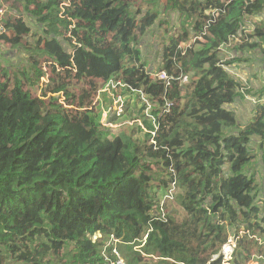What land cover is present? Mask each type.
Segmentation results:
<instances>
[{"label": "trees", "instance_id": "1", "mask_svg": "<svg viewBox=\"0 0 264 264\" xmlns=\"http://www.w3.org/2000/svg\"><path fill=\"white\" fill-rule=\"evenodd\" d=\"M159 1L0 0V44L35 40L27 70L0 66V264H223L232 239L229 264H264V96L244 125L229 108L241 57L264 61V0H167L155 72Z\"/></svg>", "mask_w": 264, "mask_h": 264}, {"label": "rangeland", "instance_id": "2", "mask_svg": "<svg viewBox=\"0 0 264 264\" xmlns=\"http://www.w3.org/2000/svg\"><path fill=\"white\" fill-rule=\"evenodd\" d=\"M167 3V0H160L156 5L155 8L159 9V11L162 13V21H164L165 25L158 27L157 25L152 29V31L148 34L147 43L142 46L143 51V57L145 60L149 61L151 65L153 66V69H156L155 72H158L159 65L161 63V57L160 52L154 48L153 44L154 42H158L159 37H162L163 35H166V32L168 29L172 30L173 24L178 23L177 19L174 18V15L172 13H167L165 11V5ZM10 13L9 6L5 5L4 3L0 4V23L2 18L7 14ZM33 25V24H32ZM36 30V27L33 26V32L38 33L39 31ZM155 34L153 37L152 34ZM156 40V41H155ZM29 41L31 43V46L28 50H25L24 48L21 49H14L11 48L8 45L0 44V66L6 67L8 69H17L20 68L22 70H27L28 66H30V58L29 54L31 50L32 52H35V40L33 38H29ZM157 46V45H155ZM34 47V48H33ZM256 55L253 53H249L248 55H243V60L241 65L236 69L238 75L240 76V81L242 82L243 86L245 87L244 92L248 91L250 95L248 97L250 100H241V102L234 103L233 105L229 106V108L235 110L237 112L238 119L242 125H244L247 121V115L250 111L249 104H252V97H256V93H258L257 98L259 95L264 96V61H261V59L258 57V60H255ZM45 63H43L44 65ZM251 68V69H249ZM151 70V69H150ZM47 82V76L42 80L43 83ZM262 88V92H257L259 88ZM124 89V88H123ZM110 91L115 93L117 91V95L121 96L120 100L123 99V103L125 104L127 101H129V107L130 109H133L135 106V103L137 102V98L133 95L128 94L125 90H120L119 88L113 89L109 88ZM99 101L102 112V123L106 127L108 124L106 123V117H105V110H108L110 106V99L108 101L105 100V97L98 94L95 102ZM118 99L116 100V102ZM255 101V100H254ZM129 115H126L124 120H129ZM119 125V124H118ZM131 125V124H129ZM112 127H115L114 125ZM129 127H125L124 130L128 132ZM243 127V126H241ZM251 148L253 151V154L258 156L257 158H260L262 161L259 166V172L258 176L260 177L258 179V182L262 185V189L264 191V146H261V141L258 137L252 138ZM175 196V193H174ZM167 209L169 213L174 212L177 209V205L175 201L172 203V200L168 203ZM166 209V210H167ZM235 243L234 240H230L229 244H227L223 249V255H224V263L223 264H229L228 261L231 259L232 253L234 251ZM250 264H260V258H254Z\"/></svg>", "mask_w": 264, "mask_h": 264}, {"label": "built area", "instance_id": "3", "mask_svg": "<svg viewBox=\"0 0 264 264\" xmlns=\"http://www.w3.org/2000/svg\"><path fill=\"white\" fill-rule=\"evenodd\" d=\"M156 76L159 77V79L163 80V81H168V76L166 74V72H160L158 73ZM184 80H187V78H184ZM108 91V89H103L102 92H106ZM111 98H112V103H111V108L110 110L111 111H114L116 112L118 115H121L122 112H123V108H122V101L120 102V98L118 99V101L116 102L117 99H114V96L111 95ZM114 101V102H113ZM120 102V104H119ZM107 115L108 113L105 112V117L107 118ZM106 121V120H105ZM173 199V193L172 191L168 192L165 196H164V199H163V204H167L169 201H171ZM101 237V234L98 233L94 236V240H96L97 238H100ZM114 243H117L118 241L117 240H113ZM116 249V248H114ZM116 252V250H115ZM117 253V252H116ZM118 254V253H117ZM117 264H125L124 261L120 258L119 256V261L117 262Z\"/></svg>", "mask_w": 264, "mask_h": 264}, {"label": "crops", "instance_id": "4", "mask_svg": "<svg viewBox=\"0 0 264 264\" xmlns=\"http://www.w3.org/2000/svg\"><path fill=\"white\" fill-rule=\"evenodd\" d=\"M249 69H251V68H249ZM261 91H262V88L260 87L259 90H258L257 92H261ZM238 102H241V100H239ZM253 104H254V103L249 104L250 111H249L248 113H246V115H247V121L251 118ZM247 121H246V122H247ZM257 161H258V169H259L260 163H261L262 161L260 160V158H258ZM263 164H264V163H263ZM259 174H260V172H259Z\"/></svg>", "mask_w": 264, "mask_h": 264}]
</instances>
